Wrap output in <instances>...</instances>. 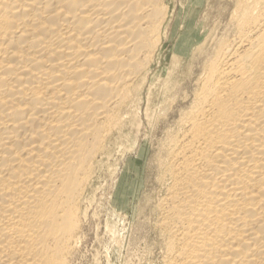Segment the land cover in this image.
I'll return each mask as SVG.
<instances>
[{
	"label": "bare ground",
	"instance_id": "6f19581e",
	"mask_svg": "<svg viewBox=\"0 0 264 264\" xmlns=\"http://www.w3.org/2000/svg\"><path fill=\"white\" fill-rule=\"evenodd\" d=\"M225 1L158 73L167 0H0V264H71L104 157L156 101L161 264H264V0Z\"/></svg>",
	"mask_w": 264,
	"mask_h": 264
},
{
	"label": "rangeland",
	"instance_id": "374dc122",
	"mask_svg": "<svg viewBox=\"0 0 264 264\" xmlns=\"http://www.w3.org/2000/svg\"><path fill=\"white\" fill-rule=\"evenodd\" d=\"M166 4L170 11V22L168 34L164 38V58L153 67L158 73L162 67H167L174 42L182 34L190 36L194 31L201 32L203 29L205 32L212 29L215 32L216 23L221 21L218 18H228L222 16L226 10L225 0H167ZM224 23L225 21H221L220 25ZM160 77L161 82L163 77ZM146 106L143 105L144 108L136 113L131 126L132 137L128 139L130 142L126 143V140L122 147H113L116 150H110L111 154L104 157L105 164L98 169V178L93 186V193H90V203L86 205L87 216L83 220L80 244L71 264L162 263L161 245L158 244L160 236L154 224L157 215L153 209L161 193L155 179V159L159 142L161 143L165 134L164 129L161 130L163 125L157 124V118L161 116V111L158 115L159 101H156L151 111Z\"/></svg>",
	"mask_w": 264,
	"mask_h": 264
}]
</instances>
